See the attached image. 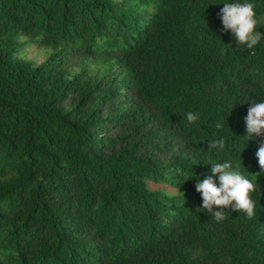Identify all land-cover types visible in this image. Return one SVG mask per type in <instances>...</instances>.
<instances>
[{
  "label": "trees",
  "instance_id": "1",
  "mask_svg": "<svg viewBox=\"0 0 264 264\" xmlns=\"http://www.w3.org/2000/svg\"><path fill=\"white\" fill-rule=\"evenodd\" d=\"M233 2L0 0V264H264L260 141L243 138L264 40L223 31ZM27 44L53 52L35 65ZM224 161L257 180L253 219L202 208L197 179Z\"/></svg>",
  "mask_w": 264,
  "mask_h": 264
},
{
  "label": "clouds",
  "instance_id": "2",
  "mask_svg": "<svg viewBox=\"0 0 264 264\" xmlns=\"http://www.w3.org/2000/svg\"><path fill=\"white\" fill-rule=\"evenodd\" d=\"M218 16L224 32H231L237 45H243L247 49H254L264 35L257 31L258 19L255 5L251 2L225 3ZM247 115L244 118L246 134L243 137L246 142L259 140L255 153L261 172H264V101L249 102ZM189 124L199 120V116L189 112L186 115ZM223 121H217V130L223 128ZM225 139L220 138L208 143V149L223 151ZM241 167V165H240ZM210 175L202 181L197 179L195 190L202 199V208L211 213L217 223L227 219L229 211L243 212L246 218L253 219L256 215V202L253 193L260 192L256 179H249L239 169L234 168L230 161L212 163ZM214 178H218L217 180ZM183 196L182 193H179Z\"/></svg>",
  "mask_w": 264,
  "mask_h": 264
},
{
  "label": "rangeland",
  "instance_id": "3",
  "mask_svg": "<svg viewBox=\"0 0 264 264\" xmlns=\"http://www.w3.org/2000/svg\"><path fill=\"white\" fill-rule=\"evenodd\" d=\"M20 40L25 41V38L21 37ZM52 52L53 50L51 48H46L35 44H27L18 54V56L32 62L35 65H39L45 59H47L52 54Z\"/></svg>",
  "mask_w": 264,
  "mask_h": 264
}]
</instances>
